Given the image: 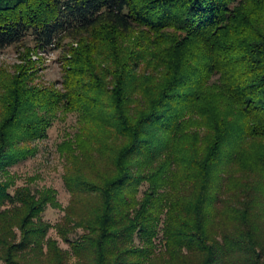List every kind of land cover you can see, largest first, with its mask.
<instances>
[{
  "label": "trees",
  "instance_id": "trees-1",
  "mask_svg": "<svg viewBox=\"0 0 264 264\" xmlns=\"http://www.w3.org/2000/svg\"><path fill=\"white\" fill-rule=\"evenodd\" d=\"M8 47L65 63L0 70V264H264V0H0ZM68 115L62 207L9 167Z\"/></svg>",
  "mask_w": 264,
  "mask_h": 264
},
{
  "label": "rangeland",
  "instance_id": "rangeland-1",
  "mask_svg": "<svg viewBox=\"0 0 264 264\" xmlns=\"http://www.w3.org/2000/svg\"><path fill=\"white\" fill-rule=\"evenodd\" d=\"M63 52L61 48L39 52L37 50L27 51L24 47H8L0 50V70L13 69L19 64L26 65L30 60L35 70V82L44 84H55L61 86L64 67ZM69 57V56H68ZM77 129L75 115H68L65 120H57L49 130V135L36 141L38 150L34 155L9 167L17 185L30 183L37 188L52 187L57 190L58 200L62 207L69 203L70 194L64 186L62 175L64 172V158L58 151L57 145ZM63 209L48 207L44 212V219L56 223L63 215ZM49 235L57 238L60 245L67 247L55 228H51ZM71 258L69 264H73Z\"/></svg>",
  "mask_w": 264,
  "mask_h": 264
}]
</instances>
